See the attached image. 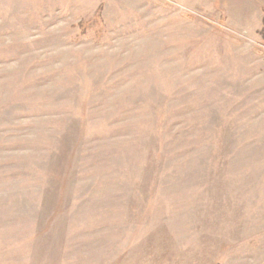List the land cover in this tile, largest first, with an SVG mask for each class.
Returning a JSON list of instances; mask_svg holds the SVG:
<instances>
[{"label": "rangeland", "instance_id": "1", "mask_svg": "<svg viewBox=\"0 0 264 264\" xmlns=\"http://www.w3.org/2000/svg\"><path fill=\"white\" fill-rule=\"evenodd\" d=\"M0 264H264V0H0Z\"/></svg>", "mask_w": 264, "mask_h": 264}]
</instances>
